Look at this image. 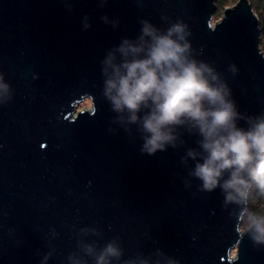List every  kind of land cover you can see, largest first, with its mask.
Here are the masks:
<instances>
[{
    "label": "water",
    "instance_id": "water-1",
    "mask_svg": "<svg viewBox=\"0 0 264 264\" xmlns=\"http://www.w3.org/2000/svg\"><path fill=\"white\" fill-rule=\"evenodd\" d=\"M216 7L0 0V83L8 85L0 89V264H72L82 243L114 239L122 259L264 264V245L241 229L240 206L226 205L219 187L201 190L189 175L194 162H182L198 137L179 129L177 147L142 153L137 126L116 120L104 95L102 61L114 45L138 37L144 20L160 30L181 22L193 55L221 74L242 116L264 114L258 15L239 0L213 23ZM86 97L92 108L77 111Z\"/></svg>",
    "mask_w": 264,
    "mask_h": 264
},
{
    "label": "clouds",
    "instance_id": "clouds-1",
    "mask_svg": "<svg viewBox=\"0 0 264 264\" xmlns=\"http://www.w3.org/2000/svg\"><path fill=\"white\" fill-rule=\"evenodd\" d=\"M188 36L181 22L160 30L142 21L138 37L123 38L104 57V95L116 120L137 126L142 153L177 147L183 143L179 129L196 135L198 147L188 148L181 158L185 164L194 162L189 175L201 181V190L219 187L226 205L240 206L245 232L264 245V213L247 207L253 187L264 197V114L242 116L221 74L195 58ZM0 89L7 91L8 85L0 83ZM81 248L94 264H152L151 254L122 259L123 249L115 239L99 248L84 242ZM84 256L70 254L69 260L88 264ZM167 264L180 262L168 258Z\"/></svg>",
    "mask_w": 264,
    "mask_h": 264
},
{
    "label": "rangeland",
    "instance_id": "rangeland-1",
    "mask_svg": "<svg viewBox=\"0 0 264 264\" xmlns=\"http://www.w3.org/2000/svg\"><path fill=\"white\" fill-rule=\"evenodd\" d=\"M238 1L239 0H216L217 7H216L213 20H212L213 23L218 22V20L223 17V15L225 14L224 12L226 11L227 7H233L234 5L238 3ZM249 1L251 4L253 3L252 5L254 8V12H256V14L258 15V18L260 20L259 25L261 26V23L264 21V11H262L261 7L259 6V3H258L259 0H249ZM260 46L262 47V49H264V43L262 44L261 40H260ZM84 108H92L91 98L86 97L83 101L78 103L77 111L82 110ZM251 203H254L252 208L250 206ZM247 207L250 211L264 213V197L257 195L256 190L254 188L252 189V193L249 197ZM241 219L243 221L244 218H241ZM242 221H241V229L245 230ZM233 254L234 255L236 254V248H234Z\"/></svg>",
    "mask_w": 264,
    "mask_h": 264
},
{
    "label": "trees",
    "instance_id": "trees-1",
    "mask_svg": "<svg viewBox=\"0 0 264 264\" xmlns=\"http://www.w3.org/2000/svg\"><path fill=\"white\" fill-rule=\"evenodd\" d=\"M258 3H259V6L261 7V9H262V11H264V0H259L258 1ZM253 4V3H252ZM254 5H255V3H254ZM253 6V5H252ZM261 42H262V44L264 43V21L261 23ZM262 48V47H261ZM262 50H264V49H262ZM254 188V187H253ZM255 189V188H254ZM253 204L254 203H251L250 204V206H251V208H252V206H253ZM249 206V207H250Z\"/></svg>",
    "mask_w": 264,
    "mask_h": 264
}]
</instances>
